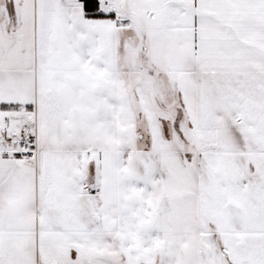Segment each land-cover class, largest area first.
Segmentation results:
<instances>
[{
  "label": "snow or ice",
  "instance_id": "1",
  "mask_svg": "<svg viewBox=\"0 0 264 264\" xmlns=\"http://www.w3.org/2000/svg\"><path fill=\"white\" fill-rule=\"evenodd\" d=\"M0 264H264V0H0Z\"/></svg>",
  "mask_w": 264,
  "mask_h": 264
}]
</instances>
